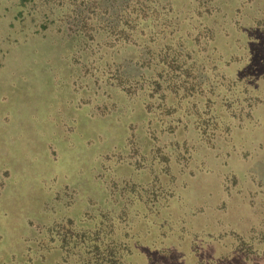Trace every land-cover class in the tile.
<instances>
[{
    "label": "rangeland",
    "instance_id": "obj_1",
    "mask_svg": "<svg viewBox=\"0 0 264 264\" xmlns=\"http://www.w3.org/2000/svg\"><path fill=\"white\" fill-rule=\"evenodd\" d=\"M214 2L219 13L225 11L223 23L218 26L221 64L212 70L217 72L212 81L199 89L216 93V87L225 84L228 92H240L239 102L217 96L224 114H234L228 131L219 128L210 132L208 125L200 137L190 134L183 143L173 146L175 131L167 128L169 117L163 118L161 132L148 133L144 140L139 135L150 123L141 121L137 104L127 108L128 115L106 113L115 107H111L113 103L104 104L109 96L100 95L104 91L101 84L116 83L113 69L95 82L92 56L83 50L75 53L76 57L61 53L60 22L52 21V16L30 0H0L2 249L10 246L16 235L26 234L27 221L38 229L44 225L47 213L74 216L73 205L68 209L55 206L56 211L48 212L50 198L62 188L55 205L64 193L69 198L74 194L71 184L76 182L88 190L92 187L88 181L91 171L100 175L98 168H108L109 172V168L114 169L124 177L121 185H129L135 171L139 179L146 178V168H219L220 174L232 168L237 176L223 184L207 170L196 176L197 180L181 195L190 211L179 204L172 190H164L165 198L159 195V199L168 220L162 225L174 224L171 219L177 211L183 214L182 225L191 229L188 235L160 232L159 239H153L159 253L146 252L149 255L140 257L142 263L135 257L136 264H264V0ZM65 21L63 28L68 33L71 23ZM191 40L196 51L210 55L205 29L198 42ZM191 56L186 57L187 63L192 61ZM123 58L121 55L118 60ZM216 61L209 62V68ZM121 63L117 69L128 68ZM133 67L144 69L139 64ZM200 68L198 64V71L205 74ZM75 71L79 76L74 75ZM194 74L190 69L184 86L189 87L193 80L204 81L193 79ZM145 83L138 81L134 92H145ZM151 91L148 102L152 112L157 113L159 110L153 108L157 94ZM97 96L101 97L95 100ZM210 97L215 99V94ZM210 101L207 104H212ZM195 119L189 115L187 121ZM177 126L181 128L182 123ZM124 129L130 132L128 139L123 138ZM157 177L161 182L165 180L163 174ZM103 178L100 176V180ZM46 200L47 204L42 203ZM39 208L46 209L39 212ZM160 223L157 221V225ZM190 241L195 244L189 245Z\"/></svg>",
    "mask_w": 264,
    "mask_h": 264
},
{
    "label": "trees",
    "instance_id": "obj_2",
    "mask_svg": "<svg viewBox=\"0 0 264 264\" xmlns=\"http://www.w3.org/2000/svg\"><path fill=\"white\" fill-rule=\"evenodd\" d=\"M30 2L33 6L38 5L44 9L52 16V21L60 22L58 25H61L60 43L63 49L61 53L76 57L74 54L83 50L89 57L92 56V68L95 70L92 75L95 76V82L102 80L103 74L113 69L117 81L107 86L101 84L104 91L100 95L106 93L105 96H109L110 101L105 100L104 104L113 103L111 107L115 109L103 112L108 115L127 113L130 105L137 104L141 121L150 123V126L145 125L144 133L139 135L144 140L148 133L161 132L164 117H169L166 120L167 128L175 131L172 137L173 146L175 143L179 144V141L183 143L190 134L200 137L208 125L210 132L219 128L228 131L230 118L234 114H224L217 96L233 98V102L237 103L240 92H228L225 84L223 87L217 86L216 93L199 89L201 84L212 81L213 75L217 74L212 70L217 69V63L221 64L219 59L222 52L217 48L218 26L223 23L225 11L219 13V8L214 6V0ZM226 5L227 3L225 7ZM68 19L72 29L65 33L63 24ZM201 27L205 29L207 43L211 45L208 48L209 56L196 51L194 43L191 42V39L198 42L202 33ZM190 53L192 61L187 63L186 57ZM121 55L124 58L118 60ZM216 59L209 68V62ZM118 62H122L121 66L125 62L128 68L117 69ZM130 62L133 64L130 65ZM137 64L144 66V69L133 67ZM198 64L204 68L205 74L198 71ZM190 69L195 72L193 79L200 78L204 81L193 80L189 87L184 86L183 81ZM75 74L79 76L76 71ZM138 81L146 82L145 92H134L133 87ZM149 85H152V89ZM151 90L157 94L158 100L153 107L156 111L159 110L157 113L152 112V104L148 102L153 94ZM214 94L215 99H212L210 96ZM98 97L101 96L94 99H100ZM208 101L212 104H207ZM128 114L129 112L126 115ZM189 115L196 118L191 123L187 121ZM152 119H156L153 122L158 123L154 124ZM179 123H182L181 128L177 126ZM125 131L126 129L123 138L128 139L130 132ZM122 147L126 149V145L123 144ZM98 169L100 175L93 171L94 175L91 171L92 177L88 181L92 187L88 190L80 188L76 182L71 184L74 186V194L69 198L64 193L62 201L55 205L59 191H64L62 188L56 192L55 197L51 196V207L39 208V212L44 209L52 212L56 211L55 206L58 209H68L73 205L76 208L74 216L66 212V216L47 213L44 225H40L38 229L27 221L26 234L16 235L5 249L1 248L0 243V264H136L135 257L142 263L141 255H149L146 252L157 250L153 239H159V235H162L160 232L168 230L175 234L179 231L188 235L191 229L182 225L183 214L177 211L173 214L175 218L171 219L175 221L174 224L165 227L162 225L168 220V214L160 206L159 199L165 198L164 190H172L170 193L176 194L179 204L190 211L191 207L181 199V195L182 191L185 192L197 180L196 176L207 170L219 184L237 176V171L232 168L231 171L230 168L223 170L225 173L222 174L218 171L219 168H146V178L139 179L135 171L133 180L127 182L130 184L121 185L120 181L124 177L114 169L109 168L110 172L108 168ZM157 172L163 174L166 181L161 182ZM168 172L172 175L168 176ZM100 176L104 178L100 180ZM115 180L119 181L114 189L111 184ZM141 182H145L147 187L144 188ZM42 203L47 204L48 200ZM157 221H161L160 225H157ZM194 244L191 241L189 243ZM158 253L159 250L156 251Z\"/></svg>",
    "mask_w": 264,
    "mask_h": 264
}]
</instances>
